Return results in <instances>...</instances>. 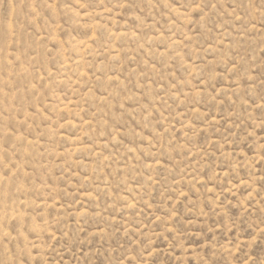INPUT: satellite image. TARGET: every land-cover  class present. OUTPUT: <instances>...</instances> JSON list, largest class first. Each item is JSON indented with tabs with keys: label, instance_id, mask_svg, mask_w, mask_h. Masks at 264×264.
Returning a JSON list of instances; mask_svg holds the SVG:
<instances>
[{
	"label": "rangeland",
	"instance_id": "374dc122",
	"mask_svg": "<svg viewBox=\"0 0 264 264\" xmlns=\"http://www.w3.org/2000/svg\"><path fill=\"white\" fill-rule=\"evenodd\" d=\"M0 264H264V0H0Z\"/></svg>",
	"mask_w": 264,
	"mask_h": 264
}]
</instances>
